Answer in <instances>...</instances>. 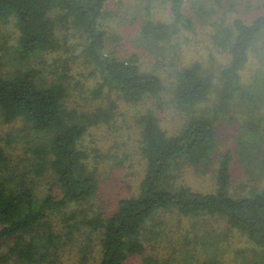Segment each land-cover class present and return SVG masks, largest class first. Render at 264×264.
I'll list each match as a JSON object with an SVG mask.
<instances>
[{
  "label": "trees",
  "instance_id": "trees-1",
  "mask_svg": "<svg viewBox=\"0 0 264 264\" xmlns=\"http://www.w3.org/2000/svg\"><path fill=\"white\" fill-rule=\"evenodd\" d=\"M117 1L0 0V28L16 29H0V119L20 122L28 138L17 156L0 140V239H16L13 249L22 264H65L62 253L75 235L81 257L74 264H125L147 250L156 214L175 209L227 219L256 244V264H263L264 186L238 194L234 152L229 149L217 158V125L249 111L244 121L252 133L250 145L264 141L256 138L264 125V13L248 22L240 16L228 19L235 1L230 6L226 0H146L128 18L114 9ZM159 7L163 16L155 11ZM131 23L138 30L129 44L143 56L130 47L109 50L117 31L124 29L123 39L133 31ZM200 26L210 29L214 47L226 57L219 81L201 59L181 64V35L196 33ZM70 35L77 38V52L67 49ZM64 49L68 55L50 60ZM145 56L154 59L153 68H144ZM253 59H259L257 71L252 81H245ZM74 62L90 67L93 84L84 92L94 102L92 109L67 106L75 86ZM76 85L81 86L79 81ZM119 99L145 107L137 123L146 169L139 192L120 199L116 211L106 216L94 202L100 161L92 166L81 142L92 125L118 124ZM169 108L179 117L174 131L163 126ZM214 164L213 192L181 182L185 165ZM47 174L53 185L41 193L39 180ZM69 207L65 237L48 219Z\"/></svg>",
  "mask_w": 264,
  "mask_h": 264
},
{
  "label": "rangeland",
  "instance_id": "rangeland-1",
  "mask_svg": "<svg viewBox=\"0 0 264 264\" xmlns=\"http://www.w3.org/2000/svg\"><path fill=\"white\" fill-rule=\"evenodd\" d=\"M146 0H118L114 9L122 16L131 17L142 9ZM235 1V10H229L228 19L232 16H240L250 22L252 18L264 13V0H226L231 6ZM158 16H163L161 7L155 9ZM250 19V20H249ZM130 34L123 39L125 32L120 29L116 38H112L109 50H126L130 46V40L138 30L137 24H130ZM2 31L16 32L15 27L6 26ZM200 30L191 35H181V64H187L196 59H201L206 63L207 71L214 73L216 80L219 81V72L226 64L227 60L221 52L214 47L210 35V29L206 26H200ZM207 33V34H206ZM65 34V33H64ZM14 37V36H13ZM16 37V36H15ZM68 38V37H67ZM11 42L15 40V38ZM68 47L77 52V38L70 35L68 38ZM80 48V46H79ZM126 48V49H124ZM143 55L140 49H137ZM67 50H60L55 53L50 60L55 63V59L62 58L69 53ZM122 53V52H121ZM48 59V58H47ZM144 68H153L156 63L153 58L145 56ZM259 59H253L246 69L245 81H252L257 71V62ZM72 83L75 86L70 88V95L67 100L69 108L79 110H89L93 108L91 103L85 97V88L93 84L92 78L89 79V66L79 65L74 62ZM161 73L167 82L171 79L163 68ZM79 81L81 86L77 87ZM119 121L118 124L111 125H92L82 139L81 145L92 160V166L100 161L101 179L99 191L97 193L95 204L100 205V209L107 216L116 211L120 199L137 194L140 189V181L146 169L145 158L141 150V125H138L137 118L143 112L145 107L130 104L119 99ZM167 110V111H166ZM164 114L169 115V119L164 121L166 129L174 131L180 125L177 123L179 117H176L174 109H166ZM142 111V112H141ZM264 112V110H263ZM176 115L174 117V115ZM258 114V113H257ZM250 116L249 111H243L233 122L221 120L217 125L218 137V156L227 151L234 152L235 160L233 163L234 186L238 194H248L254 188L264 186V141L260 140L254 145L252 142V133L246 132L249 125L245 123V117ZM259 126V125H254ZM20 122L6 124L0 119V140L6 146L9 152L17 156L24 152V143L27 137L21 131ZM261 135L256 138L264 140V125H260ZM246 133V134H245ZM251 134V135H247ZM249 137V142L240 143L242 137ZM255 137V136H254ZM30 140V139H29ZM28 140V141H29ZM95 162V164H94ZM29 163V162H28ZM216 164L210 167H196L185 165L181 177V182L191 185L201 192H213L216 189ZM50 174L40 177L39 189L41 193L48 190L53 185ZM58 194L57 187L54 188ZM76 205V204H71ZM78 206V205H77ZM72 207L63 212L54 213L49 217V223L55 226L63 236H67L69 229L66 228L65 219ZM88 208V206H87ZM155 226L148 238L145 240L147 250L143 255L131 257L125 264H198L203 260H215L218 264H256V244L241 229L232 227L227 219L220 216H193L184 215L175 209L162 210L151 220ZM150 221V222H151ZM79 236L72 241L73 245L65 248L62 253V261L65 264H74L80 259L79 248L77 246ZM16 239H0V260L2 264H22L18 255L14 251ZM96 254L93 252L89 261ZM148 259V262L146 261ZM88 264V263H87ZM264 264V263H263Z\"/></svg>",
  "mask_w": 264,
  "mask_h": 264
}]
</instances>
